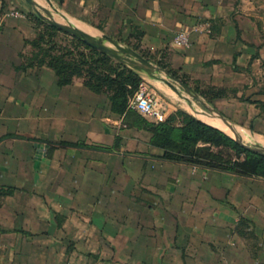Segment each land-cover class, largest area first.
I'll return each mask as SVG.
<instances>
[{"label": "crops", "instance_id": "crops-1", "mask_svg": "<svg viewBox=\"0 0 264 264\" xmlns=\"http://www.w3.org/2000/svg\"><path fill=\"white\" fill-rule=\"evenodd\" d=\"M49 2L91 31L135 39L193 84L224 88L209 103L264 147V112L246 98H263L252 82L259 20L246 10L258 0ZM16 8L0 0V264H264V178L163 159L136 126L157 122L129 97L116 113L80 78L59 85L50 68L25 65L35 25L5 14ZM180 29L187 47L173 43ZM139 76L166 116L173 108L158 98L170 97Z\"/></svg>", "mask_w": 264, "mask_h": 264}, {"label": "trees", "instance_id": "trees-1", "mask_svg": "<svg viewBox=\"0 0 264 264\" xmlns=\"http://www.w3.org/2000/svg\"><path fill=\"white\" fill-rule=\"evenodd\" d=\"M34 18L42 25L41 28H35L32 38L24 40V46L29 48L28 53L21 54L25 65H44L50 68L59 85L69 84L73 78H80L91 91L105 92L108 95L112 111L123 113L127 98L137 88L141 77L119 61L38 17ZM57 34L68 37V43L61 46L55 42L53 38ZM129 46L140 54L136 43ZM140 55L145 57L144 54ZM157 65L186 84L182 76H178L164 64ZM190 88L207 102L226 95L225 89L221 87H201L194 84ZM257 93L263 95V98H246L263 113L264 94L260 91ZM133 114L137 120L138 115L135 112ZM136 126L149 133V144L160 150L159 156L163 159L264 178L263 152L241 146L220 130L197 120L183 110H171L160 122H137Z\"/></svg>", "mask_w": 264, "mask_h": 264}, {"label": "water", "instance_id": "water-1", "mask_svg": "<svg viewBox=\"0 0 264 264\" xmlns=\"http://www.w3.org/2000/svg\"><path fill=\"white\" fill-rule=\"evenodd\" d=\"M24 1L26 2V4H28L29 6H31L33 8L35 15L37 17H39L40 19L44 20L47 24H50V25L54 26L55 28L59 29L60 31H62V32L66 33L72 37L79 39L81 42H83L87 46L98 50L102 54H105L108 57H110L116 61H119L122 65L126 66L127 68H129L130 70L135 72L136 74H138V75L143 74L149 78L159 79V80L163 81L169 88L174 89L170 82H168L167 80L159 78V76H156V75H160L159 73H163L169 79H171V80L175 81L177 84H179L189 95H191L194 98L198 97L197 94L195 92H193L191 90V88H189L179 78H177L171 74H168L165 71V69H163L162 67H160L158 65L153 64L148 59L144 58L138 52L133 50L131 47L122 45L121 43L115 41L113 38H111L105 34H102L101 36H98V37L94 36L93 34H89L86 31H84L83 29H81L79 25H75L69 20H66L64 22H60V21L54 19L51 16V13L43 5L39 4L35 0H24ZM46 1L53 8V10L55 12H57V10L50 4L49 0H46ZM40 11L43 14H41ZM200 103L206 108V110H208V112H210L212 115L217 116L220 119L221 123L229 129L231 134H228L227 132H225V131H223V130L215 127V126H212V125L200 120L198 118V116L195 114L199 121L220 130L221 132H223L224 134L229 136L231 139H233L235 142H237L241 146H244V147L251 149V150H254V151H260V152L264 153V147L263 146L251 145V144L245 143L241 139L239 134L237 133L236 128L226 118H224L215 109L206 106L202 101H200Z\"/></svg>", "mask_w": 264, "mask_h": 264}, {"label": "rangeland", "instance_id": "rangeland-1", "mask_svg": "<svg viewBox=\"0 0 264 264\" xmlns=\"http://www.w3.org/2000/svg\"><path fill=\"white\" fill-rule=\"evenodd\" d=\"M38 2H39V4L43 5L51 13V16L54 19H56L60 22H64L66 20H69L73 24L79 25L81 29H85L86 31H88L87 33H89V34L93 33V35L96 37L101 36L102 34H105L109 37H110V35H112V33H103V32L94 31V30H93L94 32L91 31L90 28H86V27L82 26L81 24L74 22L71 18H69L68 16L63 14L57 7H54L57 10V12H55L46 0H40ZM18 4L20 5V7L22 9L16 8L15 10L18 9L17 11L21 12L24 16L29 17L34 22L35 28L37 26H38V28H41L42 24L40 22H37L36 19L34 18L37 16L35 15L33 8L31 6H29L28 4H26V2L24 0H18ZM246 10H253V12H255L257 14L258 20H259L257 23V28H258V33H259V47L262 49V57L259 58L257 70L252 76V82L255 83L257 89L261 93L264 94V0H258V5L256 8H250L249 6H247ZM40 13L43 14L41 11H40ZM40 20L45 22L42 19H40ZM113 39L115 41L121 43L122 45H125L128 47H130L129 45H134V43H136L135 39L134 40L133 39L128 40L127 38H122V37L113 38ZM53 40L55 42H57L58 44H60L61 46H63L64 44L68 43L69 38L63 36L62 34H57L53 38ZM28 51H29V48L27 47L25 50V53H28ZM159 74L160 75H156V76H159V78L167 80L168 82H170L172 84L173 88L176 90L175 91L174 89L169 88L163 81L158 80L156 78H154L152 80L148 79L149 82H151L152 84H160V86L165 90V92H166L165 94H167L170 97V98H158L159 100L166 101L173 108L172 110H183V111L187 112L188 114L192 115L193 117H195L196 119H197V116L195 115L194 112L197 110H200L203 113H206L212 119V121L214 123H215V121H218L220 123V120L217 117H214L210 112H208V110H206V108L200 103V101H202L206 106L213 108L216 111H218L217 101H215L214 103H209L204 98L200 97L198 94H197L198 97L194 98L191 95H189L179 84H177L175 81L169 79L165 74H163V73H159ZM155 80H157L158 83ZM185 81H186V84L189 86V88L194 86L192 80L186 79ZM144 85L148 89H150L151 91H154L156 93V95L158 96L159 93L156 91V89H154V87H152L154 85H151L150 83H147V82L144 83ZM202 119H204V118H202ZM205 122H206V120H205ZM215 127H217V126H215ZM217 128H219V127H217ZM219 129H221V128H219ZM221 130H223L229 134V132L226 131L225 129H221Z\"/></svg>", "mask_w": 264, "mask_h": 264}, {"label": "built area", "instance_id": "built-area-1", "mask_svg": "<svg viewBox=\"0 0 264 264\" xmlns=\"http://www.w3.org/2000/svg\"><path fill=\"white\" fill-rule=\"evenodd\" d=\"M5 14L24 17L21 12L14 9H8ZM188 34L189 32L187 30H178L173 36V43L187 47L189 45ZM128 106L139 114L148 116L154 122H160L165 117V108L156 100L154 92L148 89L143 83H139L137 88L129 96Z\"/></svg>", "mask_w": 264, "mask_h": 264}, {"label": "bare ground", "instance_id": "bare-ground-1", "mask_svg": "<svg viewBox=\"0 0 264 264\" xmlns=\"http://www.w3.org/2000/svg\"><path fill=\"white\" fill-rule=\"evenodd\" d=\"M84 30V29H83ZM84 31H86V30H84ZM86 32H88V31H86ZM214 117H217V116H215V115H213ZM218 118V117H217ZM219 119V118H218ZM220 120V119H219ZM205 122V121H204ZM206 123H208V122H206ZM208 124H210V123H208ZM210 125H215V126H217V127H219V128H221V129H225L226 131H228L229 132V134H231V132L229 131V129L225 126V125H223L222 123H221V121H220V123L218 122V121H215V123L214 124H210Z\"/></svg>", "mask_w": 264, "mask_h": 264}]
</instances>
